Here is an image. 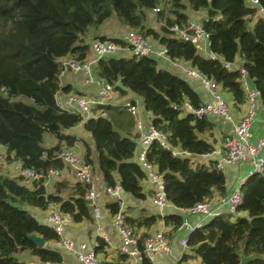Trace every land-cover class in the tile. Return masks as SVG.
Segmentation results:
<instances>
[{
  "label": "trees",
  "instance_id": "trees-1",
  "mask_svg": "<svg viewBox=\"0 0 264 264\" xmlns=\"http://www.w3.org/2000/svg\"><path fill=\"white\" fill-rule=\"evenodd\" d=\"M258 2L264 7V0ZM162 3L167 8H160ZM187 4L205 13L201 24L215 57L201 55L191 42L172 36L170 26H184L190 19L185 12ZM187 4L184 0H0V146L5 147L6 160H17L22 166L44 173L51 168L61 170L63 163L57 152L78 141L66 130L81 123L92 138L95 164L105 186L119 185L133 198H146L142 181L147 175L134 158V138L114 130L109 114L83 119L79 113L62 110L55 101L59 89H69L68 85H60V59L86 58L90 42L86 43L84 36L112 14L121 26L165 47L170 60L187 61L213 79L230 93L234 105L246 101L242 70L264 100V16H258L256 8L245 0H187ZM157 7L159 30L148 24V12ZM218 14L220 18L215 19ZM97 37L125 46L118 37ZM236 55L243 60L242 68H228L226 64ZM95 73L112 84L121 80L124 88L116 87L120 95L130 91L141 97L151 124L166 135L169 147L153 141L146 159L162 173L170 204L189 208L207 200L213 190L225 195L224 174L216 162L205 164L191 159L214 150L205 138L214 124L207 117L185 110L184 102L192 107L202 103L186 80L158 68L154 58L113 53L97 60ZM115 107L103 106L107 113ZM46 135L55 138L56 143L45 146ZM84 146V160L94 163L89 146L85 142ZM176 147L184 154H174ZM43 180L20 181L0 171V264H33L17 254L32 255L44 263L62 261L61 252L48 244L58 241L59 235L47 222L37 220L30 208L47 210L55 205L74 222L92 219V205L84 200L87 183L57 181L48 192ZM240 194L235 213L247 215L221 212L190 231L186 240L190 253L184 258L198 257L202 264H238L241 255H255L247 264H264V165L261 172L248 175L240 184ZM106 207L114 214L120 209V201L112 200ZM125 221L144 229L162 221L176 230L183 215L148 213L136 218L125 214ZM29 234L43 237L47 244L38 247ZM146 235H140V244ZM106 248V241L96 237L93 249L99 264H127L126 255L119 252L109 259ZM140 264L154 262L143 258Z\"/></svg>",
  "mask_w": 264,
  "mask_h": 264
},
{
  "label": "built area",
  "instance_id": "built-area-1",
  "mask_svg": "<svg viewBox=\"0 0 264 264\" xmlns=\"http://www.w3.org/2000/svg\"><path fill=\"white\" fill-rule=\"evenodd\" d=\"M250 6L256 8L258 16H264V7H262L258 0H245ZM159 8H153L155 13ZM220 15H216L215 19H219ZM201 21L189 20L184 26L173 24L170 26L172 36L189 41L196 46L202 43V40L208 41L207 33L203 30ZM125 46L117 45L110 39L93 38L90 41V56L82 60H77L71 56L60 59L61 72L65 70L81 71L83 73V82L88 85L95 86V92L92 95L81 94L77 92H67L59 89L55 94V101L59 108L69 112L79 113L83 119L106 116V111L103 108L105 105H119L131 115L136 117L135 127L138 132V138L142 147L138 150L136 160L140 163L146 172L147 177L153 184V193L151 202L157 213L164 212L169 205L164 193V182L162 173L146 159V151L148 146L157 141L165 148L169 147L166 135L156 129L151 122L145 126L140 119L141 107L136 97H130L129 93L120 95L116 89V85L109 83L103 78L97 76L93 69L97 60L103 56L114 53V51L125 48L130 55L147 56L158 59H169L166 54V48L157 44H151L148 37H144L140 32L134 29H127L121 36ZM209 57L215 55L209 52ZM187 73L196 78L201 86L209 93L211 99L204 100L198 107H192L188 102H184L186 111L194 114L197 117L218 116L226 121H231L230 108L227 101L221 96L218 91V84L211 78L206 77L195 68L187 70ZM242 85L246 91V102L248 110L237 121L232 122V135L224 142V152L220 159L216 162V167L222 169L226 164L249 162L251 169L248 175L255 172H261L264 165V136L259 138L256 143L251 142V124L253 120L254 100L258 93L255 88L248 89L246 86V73L242 70ZM175 108V106H173ZM4 151L5 147H4ZM174 154H179L173 150ZM180 153L184 154L183 151ZM57 156L63 163V168L69 169L75 181L87 183L89 185L85 192L84 198L91 201L92 211L95 216L100 215V206L105 195H110L114 200H119L117 190L119 185L105 186L103 192H99L95 183L92 182V164L80 158L69 147L62 146L57 152ZM2 157V156H1ZM60 170L56 168L49 169L46 173L36 171L30 167L22 166L21 163L13 165L10 177L16 180L32 181L43 178L44 184L52 177L59 174ZM121 188V187H120ZM219 206L226 204L229 213H235L236 207L241 202L240 185L236 187L231 193L221 196L217 201ZM183 214H201L205 217H212L219 214L216 207H213L208 200L200 201L189 208H182ZM46 222L59 235L60 239L58 245L63 248L71 250L77 260L81 264H99V257L95 254L92 248L88 249L85 242H81L75 246L74 242L67 237L62 236L65 222L72 221L70 215L62 213L58 208L51 209L47 216ZM112 225L117 230L121 243L119 246V253L126 255L127 264H140L143 258L154 262L157 258H162L171 255V244L167 233L163 230H155L147 233V235L139 243L140 235L135 231V228L129 226L125 221L124 211L120 208L116 213L112 214ZM197 223L195 226H190L188 221L183 217L182 223L177 229H187L189 231L199 227ZM187 238L180 240L182 250L179 257L175 259V264H202L200 260L193 258H184L190 251L186 242Z\"/></svg>",
  "mask_w": 264,
  "mask_h": 264
},
{
  "label": "crops",
  "instance_id": "crops-1",
  "mask_svg": "<svg viewBox=\"0 0 264 264\" xmlns=\"http://www.w3.org/2000/svg\"><path fill=\"white\" fill-rule=\"evenodd\" d=\"M205 18V13L202 11V16L198 19L196 17H190L189 20L193 21H201ZM106 38H112L116 35H111L109 33H89L87 32L88 39L87 43L91 41L92 38L97 36H104ZM202 45L207 46L208 48V41L202 40ZM119 49V51L124 50ZM209 48L204 56L209 55ZM90 56V53L88 54ZM118 56V55H116ZM122 56V55H120ZM162 62L166 64L168 67L174 68L175 71L178 73H174L184 80H186L191 87H193L197 93L199 94L202 101L211 99L209 93L201 86L200 82L190 76L187 73V70L193 68L189 62L183 60L173 61L170 59L162 58ZM243 64V60L239 55H236L233 62L227 63L226 66L230 69H241ZM95 73V67L93 69ZM169 71V70H168ZM172 73V72H171ZM96 74V73H95ZM60 85L69 86L67 92H77L86 95H92L95 92L94 85H88L83 82V73L81 71H73V70H65L60 73L59 76ZM246 86L248 89L254 88L253 83L246 77ZM218 91L220 92L221 96L227 101L230 114H231V121H226L218 116H207V118L213 122L214 128L213 130L205 135V138L213 144L214 150L208 154L202 155H193L191 159L200 163L207 164L209 161L217 162L224 152V142L225 140L232 135V122L237 121L241 118L244 114H246L248 110L247 102L240 105H234L230 93L221 89L218 86ZM116 107L113 108L109 113L106 112V115L109 114L113 120L114 124H117L122 127V130L131 131V125L134 123V131H131V135L134 137L136 142V147L134 151V158L136 159V155L138 150L142 147V144L138 138V132L135 127V120L136 117L131 115L125 109L121 108L119 105H115ZM253 120L250 127L251 130V142L256 143L259 138L264 136V100L261 99L260 95L257 94L254 100V108H253ZM127 114L129 119L125 118L124 115ZM150 113L147 112L144 107L141 108L140 111V119L142 120L143 124L147 126L150 121ZM129 123L128 128H124V125ZM66 132L76 135L78 141L74 143L73 146L69 147L73 150L80 158L84 159L85 154V146L84 142L87 143L90 150L94 148L92 138L90 133L85 131L82 127V124L79 123L75 127H72ZM50 141H53V144L56 143V139L50 135H47ZM52 144V145H53ZM4 151V147L0 146V152ZM175 152L180 154V148L176 147L174 149ZM96 158V154H95ZM2 161V162H1ZM95 163V160H93ZM19 161L12 160L7 161L6 159H2L0 154V164L7 170V174H11V170L13 169V165H17ZM93 165V163H92ZM251 169V165L249 162H241V163H232L226 164L221 169L224 174L225 178V188L226 193L225 195L231 193L236 187H238L248 176V171ZM57 181H66L70 185L75 183V178L73 177L72 172L67 168H62L59 174L55 177H52L48 182H46V188H53V185ZM28 184V183H27ZM98 191L101 193L103 192V188L105 184L103 183L101 177L99 178V183L95 184ZM143 191L146 195L144 199H137L130 196L129 193L124 192L120 187L118 188L117 195L119 196L120 201V208L125 212L126 215L140 218L142 216L147 215L148 213H157L154 206L151 202V196L153 193V184L146 177L142 181ZM49 192V190H47ZM221 196L213 190L211 196L207 199L213 207H216L217 212L219 213H228V207L226 204H222L219 206L217 202ZM114 200L110 195H105L102 199V209L100 210V215L95 216L92 211V219L91 220H82L80 222L69 221L65 222L64 230L62 232L63 237L70 238L75 246L81 242H85L88 249L92 248V245L96 242V237H102L107 243V257L109 259L115 258L119 252V246L121 243L120 236L117 230L112 225V214L106 207V204L110 201ZM57 208L55 205H50L47 210H40L38 208H30V212L35 216L37 220L40 222L46 223V216L51 209ZM145 210V211H144ZM169 213H180L183 217L188 221L190 226H195L197 223L200 225L206 223L211 217H205L201 214H183L180 208H177L169 203L166 207L164 212L161 214H169ZM163 230L167 233L170 244H171V255L157 258L154 261V264H175V259L179 257L180 251L182 250V246L180 245V240L182 238H187L188 233L190 232L187 229H176L173 230L170 225H165L162 221H158L156 224L152 225L148 229L144 228H135V231L138 235H141L144 232L150 233L155 230ZM47 244V243H46ZM48 244L51 247L56 248L62 254V261L60 263H44L41 262L37 257L28 255L26 258L23 257V260L33 263V264H81L75 255L71 252V250L63 248L62 246L58 245L56 241H49ZM190 251V249H188ZM193 259L200 260L198 257H194Z\"/></svg>",
  "mask_w": 264,
  "mask_h": 264
},
{
  "label": "rangeland",
  "instance_id": "rangeland-1",
  "mask_svg": "<svg viewBox=\"0 0 264 264\" xmlns=\"http://www.w3.org/2000/svg\"><path fill=\"white\" fill-rule=\"evenodd\" d=\"M184 3L185 4H187V0H184ZM159 7L160 8H167V5L166 4H160L159 5ZM185 12L188 14V16L189 17H196L197 19L200 17V16H202V10H199V11H194V10H192L189 6H188V4H187V8H186V10H185ZM148 24L151 26V27H153V28H155L156 30H159V28H160V22H158V21H156V14L155 13H153L152 11H149L148 12ZM128 28L127 27H124V26H121L119 23H118V21H117V19H116V17H115V15L114 14H112L108 19H106L101 25H99V26H97V27H92V28H90L89 29V33H109V34H111V35H116L115 37H117V36H121L126 30H127ZM87 35V34H86ZM84 36V40H85V42L87 43L88 41H87V39H88V36ZM105 36V35H104ZM148 40H149V42L151 43V44H153V45H155V46H157V42L156 41H154L153 40V38H151V37H148ZM196 49H197V52L199 53V54H201V55H205L206 54V52H207V50H208V48H207V46L205 47V46H203L202 45V43H200V44H196ZM113 55H118V56H120V55H122V56H129L130 54H129V51L128 50H126V49H124V50H122V51H119V50H116V51H114V53H113ZM157 67L158 68H160V69H166V70H169L170 72H174V73H178L177 71H175L174 70V68H170V67H168L166 64H164L163 62H162V59H158L157 60ZM179 75V74H178ZM129 92V91H128ZM127 92V93H128ZM129 96L130 97H136L137 99H138V101H139V107H141V108H143V102H142V99H141V97H139L138 95H136V94H134V93H132V92H130L129 93ZM23 100L25 101V102H30L29 100H27V99H24L23 98ZM124 117L125 118H127V119H129V116L127 115V114H125L124 115ZM109 118H110V115H109ZM128 126H129V123H127V124H125L124 125V128L126 127V128H128ZM112 127H113V129L114 130H116L117 132H119L121 135H128L129 134V136L130 137H132V138H134L130 133H131V131H134V123L131 125V131L129 132V131H125V129L124 130H122V127L120 128V126H118L117 124H114L113 123V120H112ZM53 144V141H50V139L48 138V136L46 135L45 136V139H44V145L45 146H50V145H52ZM91 152V154H90V157H91V159L92 160H95V151H94V148L90 151ZM0 154H1V156H2V159L4 160V159H6V157H7V153L5 152V151H3V152H0ZM2 162V161H1ZM0 171L2 172V173H5V174H7V170H5V168L0 164ZM101 177V175H100V173H99V171H98V168H97V166H96V164L95 163H93V165H92V182L93 183H99V178ZM46 190H49V191H52L53 190V188H46ZM103 207L102 206H100V209H102ZM233 215L234 216H237V215H239V216H246L247 214L246 213H244V212H239V213H233ZM28 256V254H17V257H19L21 260H23V257L24 258H26ZM100 257H102L101 255H100Z\"/></svg>",
  "mask_w": 264,
  "mask_h": 264
},
{
  "label": "water",
  "instance_id": "water-1",
  "mask_svg": "<svg viewBox=\"0 0 264 264\" xmlns=\"http://www.w3.org/2000/svg\"><path fill=\"white\" fill-rule=\"evenodd\" d=\"M250 33L252 34V31H250ZM116 87L123 89L124 88V84L121 80H118L115 83ZM86 203L91 204V201L88 199H85ZM28 238L30 240H32L38 247L44 246L46 244V241L43 237L39 236V235H35V234H29ZM255 257V255H250V256H245V255H241L239 263L238 264H247L249 262V260L251 258Z\"/></svg>",
  "mask_w": 264,
  "mask_h": 264
}]
</instances>
